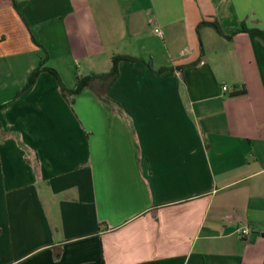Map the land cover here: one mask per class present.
Returning a JSON list of instances; mask_svg holds the SVG:
<instances>
[{
  "label": "crops",
  "instance_id": "crops-1",
  "mask_svg": "<svg viewBox=\"0 0 264 264\" xmlns=\"http://www.w3.org/2000/svg\"><path fill=\"white\" fill-rule=\"evenodd\" d=\"M241 28L264 0H0V264H264V38ZM115 56L143 62L69 92Z\"/></svg>",
  "mask_w": 264,
  "mask_h": 264
},
{
  "label": "trees",
  "instance_id": "trees-1",
  "mask_svg": "<svg viewBox=\"0 0 264 264\" xmlns=\"http://www.w3.org/2000/svg\"><path fill=\"white\" fill-rule=\"evenodd\" d=\"M204 26H211L213 29H215V31L219 35L224 36L223 31L221 29V26L219 25V23L217 21L199 23V25L196 28V31H197L198 35H200V30ZM240 33L254 34V35H257V36H260V37L264 38V31H261V30H258V29L249 30V29H245V28H241L240 30H237L231 36H228L227 38L231 39L232 36L240 34ZM122 61H128V62H131V63H141V62H143V60H141L139 58H134V57H130V56H115L112 59L113 64H112V68H111L110 72H108L106 74H101V75L92 74V75H90L88 77L79 78L77 80L75 88L73 90L69 91V92L72 93V94H76V93L80 92L83 88H85L94 79H100L103 82L105 88L107 89L117 79L118 74H119L118 64L120 62H122ZM195 64H196V62L193 63L192 65H195ZM41 70H42V68L39 66L36 70H34L31 73V75L29 77V80H28V83H27V85L25 86L24 89H27L28 87H30L35 82V80H36V78H37V76H38V74H39V72ZM51 72H53L58 77L57 73L54 70H52ZM58 79H59V77H58ZM59 82H60L61 90L63 92H68V90L65 88V86L61 83L60 79H59ZM106 89H105V91H103L102 94L98 95L99 99L101 101H103V102H106V101L109 100L105 96ZM245 93L246 92L244 90L236 91V92H233L231 94V96H243V95H245Z\"/></svg>",
  "mask_w": 264,
  "mask_h": 264
},
{
  "label": "built area",
  "instance_id": "built-area-1",
  "mask_svg": "<svg viewBox=\"0 0 264 264\" xmlns=\"http://www.w3.org/2000/svg\"><path fill=\"white\" fill-rule=\"evenodd\" d=\"M154 33L159 36V37H163V33L160 29H155L154 30ZM222 91L223 92H227L228 91V88L227 86H223L222 87ZM239 234L242 236V237H248L250 234H251V230L249 229V227H244L240 230H238Z\"/></svg>",
  "mask_w": 264,
  "mask_h": 264
}]
</instances>
